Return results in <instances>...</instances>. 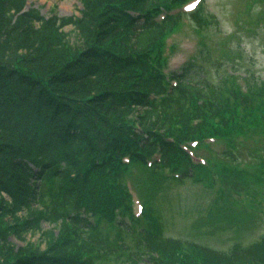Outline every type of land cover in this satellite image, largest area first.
I'll use <instances>...</instances> for the list:
<instances>
[{
	"label": "trees",
	"instance_id": "16d2710c",
	"mask_svg": "<svg viewBox=\"0 0 264 264\" xmlns=\"http://www.w3.org/2000/svg\"><path fill=\"white\" fill-rule=\"evenodd\" d=\"M185 1L81 0L76 17L0 0V264L143 255L150 264H264V236L218 251L165 236L153 206L134 215L131 165L203 181L184 145L216 136L237 159L239 138L264 130V80L254 74L195 79L193 61L167 72V38L183 19L170 11ZM191 18L200 30L216 21L205 4ZM43 220L52 224L44 246L11 240L41 231ZM135 229L130 252L125 234Z\"/></svg>",
	"mask_w": 264,
	"mask_h": 264
},
{
	"label": "rangeland",
	"instance_id": "374dc122",
	"mask_svg": "<svg viewBox=\"0 0 264 264\" xmlns=\"http://www.w3.org/2000/svg\"><path fill=\"white\" fill-rule=\"evenodd\" d=\"M207 13L216 16L199 34L193 23L185 22L170 43L176 47L171 54L173 69L193 61L197 67L195 79L203 76L221 81L226 72L244 76L254 74L264 80V0H202ZM27 8H37L42 15L60 16L81 14V0H28ZM185 9V8H184ZM72 43H78V31L71 24L64 27ZM239 138L238 157L221 152L228 149V141L216 140L195 147L196 154L206 158L205 165L194 167L196 176L203 179L168 177L144 165L132 166L129 173L134 193L136 212L141 206H153L160 215L164 235L229 252L247 247L264 236V130ZM251 134V133H250ZM223 167H227V170ZM213 172L204 175L203 169ZM214 169V171H213ZM139 203H138V201ZM20 214L25 216L24 211ZM52 228L42 221L41 231L31 232L25 238L15 235L11 240L18 245L31 240L42 241V231ZM110 228V227H109ZM111 229V228H110ZM111 235L115 230L111 229ZM140 230H138L139 232ZM129 251H138V234H125ZM137 262L111 259L104 264H150L146 255Z\"/></svg>",
	"mask_w": 264,
	"mask_h": 264
}]
</instances>
